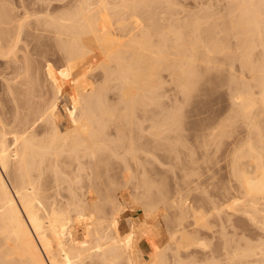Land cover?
I'll return each instance as SVG.
<instances>
[{
    "label": "bare ground",
    "instance_id": "obj_1",
    "mask_svg": "<svg viewBox=\"0 0 264 264\" xmlns=\"http://www.w3.org/2000/svg\"><path fill=\"white\" fill-rule=\"evenodd\" d=\"M174 1L176 2V0ZM67 2L64 11L57 15H50L49 18H43L42 21L39 19L38 24H35L37 21L32 22L31 26L29 23L31 21H28V26L24 25L27 21L22 25L30 28L37 25L33 29L34 31L32 28L31 30L27 29L29 32L26 30L27 34L32 31L33 36L39 31L37 39L44 32L54 33V36L59 39L60 50L67 58V74L70 76L76 77L82 72L92 70V68H100L105 73L106 80L115 79L120 82L122 88L119 87V89H122L123 92L120 97V99L122 98L121 104L125 108V114H129L128 118L132 121L135 118L134 113L137 105L141 107V102L145 104L148 99H154L153 95L161 87V72H170L172 76L176 77L183 92L189 95L194 88L192 81L198 76V69L210 67L213 55L226 51L228 48V46H224L227 43L226 36L230 35V32L232 34L235 29V34H233L236 38L232 35L237 41L231 43L233 47H230V56L232 55L230 67L233 71L232 81L230 80V85L232 83L229 158L232 177L229 189L230 205L227 203L228 205L222 206L212 197L204 196L205 199L202 202L211 207L210 211L206 212L202 207L190 206L187 196H185L186 200L183 196V201L180 200V203L178 200V203L170 201L172 204L168 200L163 201L162 205L167 208V211L173 216H177L176 219L173 217L176 224L175 230L169 231L171 234H169V241L174 245L164 243L162 247L151 254L149 259L142 260L141 242L148 237L151 231L150 224L154 220L160 204L156 205V202L150 200L143 208L144 220L138 223L132 220L130 231L123 233L119 226L113 227L114 222L111 224L112 228L105 224L107 220L105 201L108 197L103 196L101 188H94V190L89 188L88 192L84 194L87 199L83 198L84 196L81 194L74 193L72 204H84L80 210L59 207L55 201L49 202L54 198L52 193L54 187L47 184L48 171L53 169L52 171L61 185L67 183L66 175L84 171L81 166L83 158L94 157L103 150L109 151L111 156L118 158L119 149H121L120 141L123 140L110 139L105 132L106 123L110 122L109 120L118 122L123 120L119 119L122 117L121 114L117 116L118 114H113V111L110 112L104 108L105 105L107 107V103L105 104V100L102 99H105L107 85L103 86L101 93H98L100 94L98 96L100 99H98L103 107L96 103L99 106L94 111L97 106L92 107L90 102H86L89 103V106L87 107L88 104L84 105L83 113L78 117L69 118L68 116L74 111L75 104H78V101H74L69 94L70 104L64 112L67 128L61 126L58 122L61 114V102L66 97L69 82H58V78H56V101L52 103L46 118H41L48 127V130L45 128L46 133H49L46 139L36 140L31 136L19 133V135L14 134L10 137L9 132L7 133L4 129V123H1L2 119L0 120V264H197L196 259L193 260L190 256L199 250L203 252L204 264H264V0L228 1L230 12L235 17L233 16L234 18L231 19L228 28L224 29L228 30L231 26L234 28H230L231 30H228L230 32L227 31L229 34L224 32V35L226 34L225 41L221 40L224 42H219L221 38L219 39L213 33L215 29L217 31V26H212L215 27L212 29L213 31H208L210 29L209 21L205 16H208L209 13L204 14V12L209 10L193 14L194 19L174 20L173 16L177 10H175L176 6L173 0H68ZM162 5H166L170 12L164 13L165 8ZM5 10L3 8V11ZM171 10L174 11L171 12ZM0 11L2 12V9ZM9 12L10 10L7 14ZM4 13L0 17H4ZM202 13L203 16H201ZM199 14L201 15L199 16ZM9 15L0 19H5L9 23ZM11 19L13 20V18ZM141 19L143 20L141 21ZM5 20H2L3 24L2 21L0 23L4 27L0 26V39L3 41L2 44L0 40V44L3 46V49L1 46L3 51L0 49V56H4L3 59L9 52L16 51L19 41L17 38L22 33L20 32L19 36H16L17 32H15L17 34H11L14 38L17 37L15 40L13 38V41L11 39V42L10 33L14 29L11 27L13 23L10 24V27L8 26L13 29L9 30L7 27L9 24ZM205 20L207 24L203 23ZM159 21L166 23L162 30L159 29ZM205 26L209 29H206ZM221 30V32L224 31ZM114 32L119 34L116 36ZM232 35L228 37L232 39ZM155 37H157V42L154 43ZM219 44L223 45H220L223 48H219ZM258 48H261L259 55L256 54ZM95 53H100L104 57L98 64L95 63L97 56H92ZM8 56L10 57V54ZM9 57L8 59H10ZM23 62L25 63V61ZM112 64L115 65L112 67ZM20 67L23 68L21 65ZM236 69L240 70L243 75L242 79L239 78L242 81L238 79ZM24 70L23 72L27 71V69ZM241 82L244 83L243 86ZM99 109L101 110L99 111ZM171 117L176 123L170 127L171 123L169 124L167 118L169 124L167 129L171 133V137L168 136V138L176 140L178 144L183 140V130H181L183 125L180 122L182 120L175 121V118H178L177 114H173ZM100 118H103L102 120L108 118L104 123L106 126L101 123ZM21 119L18 118L14 122L24 123L25 118H23L24 122L23 120L21 122ZM156 131L154 135L159 137L162 132L161 130H159L160 132ZM222 131L221 123L206 128L201 134V138L205 142L203 145L206 147L205 150L211 144L210 142L215 144L216 139L219 140L223 137L225 131ZM120 134V130H118L117 137ZM10 138L13 140L12 143H10ZM121 138L123 137L121 136ZM174 147L170 144L169 154L170 151L177 152ZM128 152L132 154L136 152L132 139ZM63 153L75 155L73 160H68L70 162L68 164L69 167H72L77 161L79 164L76 170L68 171L67 169L68 173L64 171L67 167L64 169V164L61 162L66 163V160L60 162L62 165L59 164ZM181 155L179 153V156L176 155L177 157L174 158L180 159ZM169 157L172 158L171 154ZM175 159H173V163ZM175 164L176 162L172 166ZM183 164L185 165L184 161ZM193 170L192 172H194ZM94 174L99 175L97 171ZM207 192L209 193V191ZM224 192H226V188ZM112 201L116 204L114 205L115 211L121 213L122 204L115 200ZM113 202H111L112 205ZM134 202L138 203L140 207L144 206H141L142 202ZM203 203L200 204L203 205ZM134 206L121 214L125 216L134 213L137 210ZM224 207L230 209V213L228 212L230 215L225 214L227 209L223 213ZM221 211L227 217L220 214ZM74 212L76 215H73ZM219 214L224 219L222 222L220 221L219 229L221 230L215 231L216 226L210 222V218L217 217V215L220 218ZM79 216L84 218L86 240H88V244L82 246L75 244L79 224H72L73 221H80ZM161 217L160 219L163 220L164 217ZM113 219L118 218L113 217ZM189 219L193 221L191 224ZM156 223L155 225H157ZM242 223H246V227H240L243 226ZM190 227L196 229V232L193 230L195 234L188 233L187 229ZM229 228L230 232L228 233ZM202 231L209 233L213 238L218 237L217 240L219 239L221 242L220 248L212 250L205 238L198 236ZM157 234L160 237L161 233ZM168 253L171 254L172 263ZM186 257L192 259L193 262L184 261ZM90 259L92 261H89Z\"/></svg>",
    "mask_w": 264,
    "mask_h": 264
},
{
    "label": "rangeland",
    "instance_id": "obj_2",
    "mask_svg": "<svg viewBox=\"0 0 264 264\" xmlns=\"http://www.w3.org/2000/svg\"><path fill=\"white\" fill-rule=\"evenodd\" d=\"M41 1L39 2L38 0H0V9H2V12L4 13L10 10L9 13L11 15V18H13L12 20L10 18L9 13L7 14L6 12L4 14L7 17L9 15V23L5 19H0V23L2 20H5L6 23L9 24L7 25V27H10V24L13 23L11 27L14 28H12L14 31L8 27L9 30L13 31H11L10 35L17 32L18 35L16 36H19L20 32H22L19 38L15 36L20 41L19 43V41L17 40L19 44L17 43L15 49L16 51L14 53L13 51H11L12 53L9 52L8 55L10 54V57L7 55L11 60L8 59L7 56H5V59H3L4 56H2L3 58L0 56V120L2 119L1 123H4V129L7 133L9 132L10 137H12L14 134L17 135L19 133L22 135L31 136L36 140H44L48 137L49 133H46L48 130V127H46L47 123L45 121H42L41 118H46V115L48 113V110L51 108L52 103L56 101V78H58V82H69L68 88L66 90V97L61 102V114L60 118L58 119L59 124L66 128L67 125L64 112L65 108L70 104L68 95L70 94L71 98L74 101H78V104H75L74 111L68 114V116L69 118H72V116L78 117V115L80 116L83 113L84 105L88 104L87 107L89 106V103L86 102H90V106L92 107L97 106L95 107V110L93 109L94 111H96V108H98L99 106L96 103H101L99 101L100 97H98L100 94L98 93H101L100 91L103 89V86L107 85L108 89L104 96L105 99H102L105 100V104L107 103V107L105 105L104 108H106L105 110H108L110 112L113 111V114H118L117 116H120L119 114H121L122 117H119V119L123 120H121V122L115 120V122L113 118H110L113 121L109 120L110 122L106 123L105 121L108 118L104 120H102L103 118H100L101 123L107 124L105 132L110 139H113L115 141H118L119 139H125L124 141L127 145L124 144L123 140L120 141L121 144L120 142H118L121 147V149H119L118 158L111 156L109 151L103 150L100 151V153H97L94 157L91 156L81 159V166H83L84 171H81L77 174L74 173L72 175H66L68 182L62 185L60 181H57V177L52 171L53 169L48 171L46 175L47 184L51 187H54L52 189L54 198L50 199L49 202L55 201L59 207H69L71 209L80 210L82 208L81 206H83L84 204H72V198L74 197V193H78L84 196V194L88 192L89 188H93V190L94 188H101L103 190V196L108 197V199L105 201V203L107 204L105 210L107 220L105 224L112 228L111 224L112 222H114L113 227L119 226L123 233H127L128 231H130L132 220L137 223L142 222L144 220L145 215L143 208H145V206L150 200L156 202V205L160 204V206H158V212L156 213V215L154 216V220L150 224L151 231L148 237H146V239L141 242V249L143 248L141 250V259H149L151 254L154 253L160 247H162L164 243L171 242L169 241V231H174V228L176 227L174 221L177 216H173V214L167 211V208L162 205L163 201L166 202L168 200L170 202L173 200L177 203L179 201L180 203V200L183 199V196L184 199L186 198L185 196H187L188 199H186L190 206L202 207L206 212L210 211L211 207L210 205L208 206L207 204L202 202L205 197H212L214 200H216V202H218L222 206H225L227 203H230L229 189L231 184L230 181L232 178L230 175L229 159L231 146L230 115L232 110V83L230 85V82L232 81L231 78L233 74V71L230 67V59L232 58V55L230 56V47L232 48L233 46L231 45L233 44L231 43H236L237 40H235L236 36L234 35L235 29L234 32L232 31L234 33L232 34L235 36V38H233L234 36L231 34L230 31H228L231 30L230 28H232L233 26L229 27L228 30L224 29L228 28L231 19L235 17L230 12L231 8L230 4L228 3L229 0H176V2L173 0L176 6L175 10H177L176 14L173 16L174 20L194 19V16H192L193 14L199 13L202 10H209L208 12L203 11L204 14H210V17H208L209 14L208 16L204 15L206 18H208V26L210 27L209 29V27L205 26L206 29L208 28V31H213L212 29H214L215 27L212 26H217L216 28L220 30L217 29V32L215 29L213 33L215 34V36L217 35L219 39L221 38L219 42L225 41V35L229 34L227 33V31L230 32V35H232V39H230L231 37H228L230 35L226 36L227 43H225L227 45L225 43L223 44H225L224 46H228V48L224 53H218L213 55V62L210 67H200L198 69V76L194 78V81H192L194 88L189 95L183 92L179 82H177L176 80V77L172 76L170 72H161V87L153 95V100H145V104L143 102H141V104L139 103L141 107L139 105H137V108L135 107V118H132L133 121L128 118L129 114H125V108L123 107V104H121L122 98L120 99V97H122L121 95H123V92L121 91L122 89H119V87L122 88V84H120V82H117V80L115 79L106 80L105 73L100 68H92V70L82 72L76 77L70 76L69 74H67V58L64 52L60 50L58 45L59 39L54 36V33L44 32L42 33V35L40 34L42 38L40 37L39 39H37L39 37V35L37 36V34H39V31L37 32V34L35 33V36L37 37L33 36L34 34L32 31L30 33L31 35L27 34L29 32L27 29L31 30L32 28L27 27L29 23L31 26L32 22L35 23L37 21L35 24H38V21H42L43 18H49L50 15L55 16L58 13L64 11L65 7L68 4V0H43L42 2ZM162 6L165 8L164 13L170 12L169 9H167L166 5ZM3 8L6 10L3 11ZM173 11L174 10H171V12ZM2 12L0 11V15L3 14ZM200 15L201 14H199V16ZM5 16L2 18H5ZM201 16H203V13ZM142 20L143 19H141V21ZM206 20L203 23H206ZM3 21L2 24L4 23ZM28 21L31 22L28 23ZM25 22L26 24H24ZM22 24L27 26L24 27V25ZM35 24L33 25V27L35 26ZM165 24V22L159 21V29L162 30V28L165 27ZM17 26H20V29ZM16 27L17 30L15 29ZM34 28H32V30ZM221 29H223L224 31L221 32ZM26 30L28 32H26ZM224 32L226 33L225 35ZM114 33H116V36L117 34H119L118 32ZM11 36L10 41L11 39L13 41L14 36ZM16 38H14V40ZM153 42H157V37L153 39ZM220 45L221 44H219V48H223L220 47ZM1 46L2 45L0 44V49ZM2 49L1 51H3ZM260 51L261 48H258V50H256V54L259 55ZM92 56H97V58L95 57V63L97 64L101 62L102 59H104V57L100 53H95ZM23 61H25V63ZM17 62L18 64H16ZM20 65L23 68H21ZM114 65L115 64H112V67ZM22 69H27V71L24 70L25 72H23ZM235 71H237L236 75L238 76V79H242L243 75L241 74L240 70L238 71L236 69ZM26 72L28 73L26 74ZM8 80L9 82H7ZM243 82H241L242 84L240 83L242 86L244 85ZM102 107L101 109L103 111ZM101 109H99V111ZM126 110L128 111L127 108ZM124 114L126 115V118L124 117ZM173 114L178 115V118H175V121L182 120L180 122L183 125L181 129L183 130V140L181 143L178 142V144L176 140L169 139L171 137V133L168 132L167 129L169 128L168 125L170 123V127L172 124L176 123L172 120L174 119L171 117V115ZM18 118H22L21 122L22 120L24 122L23 118H25V122H14L15 120L17 121ZM167 118L169 120V124L167 122ZM95 119L98 120V118ZM129 120L132 121V123H129ZM220 123L223 125V131H225V134H223V137H221V139H216L215 144L213 142H210L211 144H209L207 141L210 146L208 145L207 149L205 150L206 147L203 146L205 145V142H203L201 134L206 130V128ZM117 126L119 127L118 129ZM118 130H120L121 133L119 137H117ZM156 130H158V132H160L159 130H161L162 132L159 137L154 135ZM121 136L123 138H121ZM117 138L119 139L116 140ZM131 139L133 140L134 147L136 148V152L133 154L128 152ZM12 141V138H10V143H12ZM218 141H221V145ZM170 144L173 147L175 146V151H179L178 153H173L172 151H170L172 158H168V156H170V149H168ZM179 153L180 155L182 153L181 157H179L180 159H175L177 156H179ZM209 156L211 157L209 158ZM74 157V154L69 153H63V156L60 157L59 164L63 163L64 169L67 167L64 170L65 172L68 173V171L70 170H76L79 164L77 161H75L72 167H69V161L73 160ZM173 159H175L174 163L176 162L178 166L176 164L175 166H172L174 164ZM62 160H66V163H64ZM183 161L185 165L183 164ZM191 169H194V172H192ZM182 170L185 171L183 172ZM96 171L99 173L98 176L94 174V172ZM197 181L198 183H195ZM189 184L190 187H188ZM183 185H186L187 187ZM225 188L226 192H224ZM207 191H209V193ZM207 194L212 195L209 196ZM83 198L87 199V197L85 196ZM112 200H115L117 203L120 202L122 204L120 208L121 213L123 211L130 210L134 205L137 210L134 213H129L123 216L122 214L124 212L121 214L115 211L114 205L116 204ZM134 201L142 202L143 204L140 205L144 206L140 207L139 204H136ZM111 202H113L114 204L112 205ZM172 202H170V204H172ZM200 203H203V205ZM163 206L165 207V210L163 209ZM225 209H227V213H225ZM228 212L230 213V209L224 207L223 213L228 216L230 215ZM220 214H222V211L220 212ZM225 214L222 215L225 216ZM73 215H76V212H74ZM221 216L220 218L218 217V215L217 217L213 216L212 218H210V222H213V225L216 226L215 231L221 230L219 229L221 226L220 221L222 222V219H224L221 218ZM113 217H116L118 219L114 220ZM160 217H164V219L161 220ZM79 219L80 221L78 222H72V224L74 225L79 224L77 231L78 234L76 233L77 242L75 244L76 246L87 245L88 240H86L85 221L84 218H82L81 216H79ZM189 220L191 224L193 221H191V219ZM155 223L157 225H155ZM242 225L243 226L240 227H246V223H242ZM155 228L159 232H157ZM193 230H195L196 232V229L193 227L187 229L188 233L195 234ZM156 232L161 233L160 237ZM229 232L230 228L228 229V233ZM209 235L210 234L205 231H202L200 235L198 234L199 237L201 236V238H205V241L210 247H212V250L219 249L221 242L219 239L217 240L218 237L213 238L211 237V235ZM228 236L230 235L228 234ZM202 253L203 252L199 250L197 251V253H194L193 256L190 257H192L193 260L196 259L197 264H202L204 262V256ZM168 257L170 259V262L172 263L173 261L171 260L170 253H168ZM186 259L187 257L184 258V261L189 262L190 259ZM192 259L190 260L191 262H193ZM89 261L92 260L90 259Z\"/></svg>",
    "mask_w": 264,
    "mask_h": 264
}]
</instances>
